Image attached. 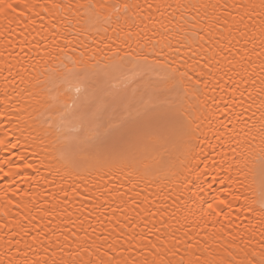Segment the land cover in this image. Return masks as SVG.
<instances>
[{
    "label": "bare ground",
    "instance_id": "bare-ground-1",
    "mask_svg": "<svg viewBox=\"0 0 264 264\" xmlns=\"http://www.w3.org/2000/svg\"><path fill=\"white\" fill-rule=\"evenodd\" d=\"M88 2L100 4L112 0H28L34 8L25 17L5 19L0 15V176L3 177L0 179V264H45V260L51 264L53 259L58 264H72L74 260H95L99 257L92 241L105 236L108 239L104 241L102 252L107 251L115 258L113 264L121 261L124 264H169V261L181 264L182 257L183 264H189V261L198 264L197 256L199 264H204L205 260L209 264H222L229 259L224 232L236 237L229 251L237 260L245 258L242 248L261 251L264 217L258 213L259 177L254 179V173L248 171L253 164L259 165L262 146L259 130L264 124V91L261 90L264 83V45L261 44L264 9L260 7L261 0H128L141 6L132 10L137 23L140 26L147 24L140 37L134 36L130 43L133 48L148 54V62L153 60L149 38L152 41L158 39L161 44L171 40L175 47L176 30L181 25L189 27L186 21L196 15V9L186 5L209 6L200 7L199 17L210 23H215L213 15L221 21H231L228 27L232 32L224 35L226 40L229 35L234 37L229 45L232 51L225 53L227 58L221 61V66L225 70L234 66L235 71L228 73L233 84L225 87L230 90L238 86L241 91L247 88L243 105L233 106V111L225 117L219 113V107H223L219 101L227 100V95L214 81H209L208 88L200 93L201 99L197 101L190 93L185 94V84L178 78L182 90L174 95L175 103L186 110L189 120L198 118V134L205 142L199 145L203 151L198 149L197 155L206 158L207 173L197 175L185 167L188 141L179 132L166 129L162 139L145 141L146 146L139 152L130 177L125 175L127 168L120 170L108 163L111 150L117 145L79 146L76 141L79 134L67 130L74 126L71 123L62 136H45L46 123L58 109L53 107L51 112L45 108L37 110L39 106L34 99L42 89L45 90L42 100L47 99L53 105L55 98L65 100L69 95H75L67 91L75 84L70 86L62 79L60 68L61 61L68 67L71 63L65 59V53L58 51L53 40L63 43L55 34L58 31L66 33L69 27L79 32L84 10L78 11L74 5ZM148 4L154 7L149 9ZM64 5L72 7L65 8ZM213 5L215 7H211ZM240 16L244 17L242 21ZM104 34L93 32L92 35ZM87 36L88 33H84L81 39ZM136 40L140 41V47L134 42ZM159 59L163 63V58ZM105 64L109 65L107 70L113 69L107 58L101 61V65ZM50 77L53 78L51 82ZM165 83L173 84L166 79ZM88 91L91 93L90 85ZM213 98L217 105L212 103ZM237 141H240L239 145ZM233 148L243 149L249 159L247 166L240 165V176H237V165L231 160ZM27 163L32 167H26ZM109 172L115 179H109L106 175ZM101 176L103 179H98ZM129 180L136 184L130 193L127 192ZM233 180L242 183H233ZM85 186L89 191H84ZM105 186L111 188V196ZM229 191L239 195L240 199L233 200L231 195H226ZM120 192L126 194L122 197ZM129 195L141 203L140 208L126 203ZM245 198L257 210L255 214L244 207ZM220 199L232 202L231 209H226L231 212L230 223H218V218L207 207L212 203L219 211L224 207L219 205ZM104 200L111 204L107 211H104ZM154 200L155 204L152 203ZM221 224L224 232L220 231ZM149 230L152 233L149 238L157 243L159 251L140 239ZM38 232L40 240L33 244L32 238ZM73 232L80 236L79 244L75 242ZM42 241L47 252L40 247ZM46 241L52 242L50 247ZM100 242L97 240L96 244ZM81 245L88 248V252H84ZM205 248L208 251L205 252ZM78 249L80 253L76 255ZM103 259L107 261L108 256Z\"/></svg>",
    "mask_w": 264,
    "mask_h": 264
},
{
    "label": "snow or ice",
    "instance_id": "snow-or-ice-1",
    "mask_svg": "<svg viewBox=\"0 0 264 264\" xmlns=\"http://www.w3.org/2000/svg\"><path fill=\"white\" fill-rule=\"evenodd\" d=\"M53 7L59 8L61 5H53ZM63 7L67 8L72 6L64 5ZM74 7L78 11L80 9L84 10L83 17L81 18L83 20V26L80 28L79 32L75 31L72 27H69L66 33L58 31L55 35L58 36L59 41L63 43H59L55 39L53 43L59 52L65 53V59L71 63V67H68L67 64L61 61L60 68L62 70V79L70 86L73 83L75 84L74 87H70L67 90L74 92L75 95H69L65 100L55 98V105L48 103L47 99L42 100V96L45 95L44 89L41 90V93L34 96L39 106L37 110H39V108H45L51 112L53 107L58 109V111L52 115V118L47 121L44 135L47 137H60L65 133L66 126L71 123L74 126L67 130L78 133L79 135L76 137V141L79 146H84L90 144L95 137L99 135L98 130L101 122L104 121L105 118H109L110 120L115 119L119 109H123L128 115L134 114L137 117H147L150 115V109H156L159 112L158 123L153 124V122L148 121L144 125V128L136 133L133 138L122 140L119 145L111 150L108 163L118 167L120 170L127 168L128 171L125 175L130 177L135 164L138 162L139 152L142 147L146 146L145 141L148 139H162L161 127H163L179 132V134L188 141L185 145L186 159L183 162L185 163V167L194 174L199 175L202 172L206 174L208 169L206 158L197 155L198 149L199 151H203L199 145L205 142L198 134L200 129V124L197 122L198 118L193 117L189 120L188 116L185 114L186 110L182 109L179 105L161 107L162 105H168L169 101L158 96L137 101L134 98H129L124 95L121 90H115L108 94L111 99H105L104 93L100 88L96 87L97 84H102L109 78V73L103 71V69H106L109 65H101V61L105 58L112 62L111 66L117 72L125 62H135L139 64L141 59L145 62L148 61V54H145L143 51H138L137 48H133L130 43V41H133L134 36L140 37V33L147 27V24L140 26L137 23V16L135 12L132 11L141 6L129 3L128 0H112L111 3H79L74 5ZM153 7L152 4L147 5L149 9ZM169 7H171V5ZM185 7L195 8L196 15L189 17L188 21H186L189 25L188 28H184L183 25H181L180 28L176 30L175 36L173 37L175 40V47H173L171 40L165 44H161L160 40L157 39L152 41V39L149 38V43L152 48L151 55L153 56L151 63L167 69L164 78L169 83L174 84L178 78L180 81L184 82L185 94L190 93L197 101L201 99L200 93L208 88L209 81H214L216 87L219 88L223 94L227 95V100L219 101V104L223 105V107L218 106L219 113L227 117L228 113L233 111V106L243 105V97L247 91V88L241 91L238 86H233L230 90L228 87H225V85L233 84L228 73L235 71L234 66L226 70L221 66V61L227 58L225 53H230L232 51L229 45L232 44L234 37L229 35L226 40L224 35L225 32H232V29L228 27L231 21L227 19L221 21L219 17H215L214 15L213 19L215 23H210L207 19H201L199 17V9L200 7H209L207 5H186ZM211 7L215 6L213 5ZM222 7L226 8L227 5H223ZM233 7L236 6L233 5ZM260 7L264 9V0H261ZM33 8L34 5L28 3V0H0V15L5 19L9 17L20 19L25 17L26 13L32 12ZM37 15L39 14L37 13ZM28 18L33 19L32 17ZM243 18V16H240L241 21ZM235 19L236 17H233V20ZM34 22L35 20L33 19V23ZM68 23L71 24V21H68ZM77 23H80L79 19ZM53 27L55 28L56 25L54 24ZM233 27H235V25H233ZM214 29H216V31H214ZM236 30L239 31V29ZM93 32H103L105 34L103 36H93ZM109 32L111 33L110 35L107 34ZM84 33H88V36L86 39H81ZM153 35H156L155 31H153ZM169 35H171V32ZM245 35H247V33H245ZM134 42L137 44V47H140L139 40ZM236 42L239 43V41ZM261 44L264 45V39L261 40ZM45 48L47 49V45H45ZM67 52H71V55H67ZM173 53H178V55H173ZM161 57L163 58V63H161L159 59ZM229 63H231V61H229ZM144 66L149 65L146 63ZM55 71L56 70H53V72ZM205 77L206 79H204ZM52 79L53 78L50 77L49 82H51ZM89 85L93 88L91 93L88 91ZM112 88L118 89L119 84H113ZM261 90L264 91V83H262ZM213 91H215V89H213ZM248 96H251L250 92H248ZM212 103L217 105V101L214 98ZM262 107H264V105H262ZM198 110L199 109H197V111ZM237 119H239V117H237ZM259 131L262 145L260 149L261 157L259 165L257 167L256 164H253L252 168L248 171L254 173V179L256 176L259 177L260 208L258 213L261 217H264V124L261 125ZM253 139H255V137H253ZM193 141H196V143H193ZM237 144L239 145L240 141H237ZM13 147H15V145H13ZM232 152L234 155L231 157V160L237 165V176H240L242 172L240 165L247 166L249 159L245 155L243 149L238 151L236 148H233ZM248 155L250 156V153ZM201 165H203V169H201ZM25 166L29 168L32 167L30 163H27ZM219 170L220 169H217V171ZM229 170H231V165L229 166ZM247 174L248 173H244V175ZM106 175H108L109 179H115V176L110 172L106 173ZM2 178L3 177L0 176V179ZM98 179H103V177L101 176ZM232 182L242 183V181L239 180H233ZM185 183H187V180H185ZM129 184L130 188L127 190L128 193L136 188V184L131 180H129ZM77 187H79V185H77ZM112 187H115V185ZM120 187L123 188L124 185L121 184ZM84 191H89L87 186L84 187ZM105 191L108 192L109 196L112 195L111 188L105 186ZM125 194V192L119 193L122 197ZM65 195H67V192H65ZM101 195L103 196V193H101ZM136 195L138 196L139 192H137ZM226 195H231L233 200L240 199L239 195H235L231 191ZM85 199H88V197H85ZM245 201L244 207L246 210L255 214L257 210L247 203V198H245ZM126 203L135 204L136 208L141 207V203L133 200L131 195H129ZM152 203L155 204L156 201L154 200ZM218 203L224 206L220 208L219 211L213 207L212 203H208L207 207L211 209L218 218V223L220 221L230 223L231 221L229 218L231 212L226 211V209H231L232 202L228 199H220ZM103 207L104 211H107L108 208L111 207L108 200H104ZM115 210L116 209H113V211ZM123 210L126 211L127 209L125 208ZM149 214L154 215L151 212ZM82 223L83 221H81V224ZM117 225H119V221H117ZM95 231L96 229H93V232ZM220 231L224 232L223 224H221ZM151 234V230H149V233L141 236L140 239L146 240L147 245L150 246L151 249L159 251L157 243H154L153 240L149 238ZM72 236L75 242L79 244L80 236L75 232L72 233ZM224 236L227 237L225 251H227L229 259L222 261V264H264V245L261 246L262 250L259 252L245 251L242 248L241 251H244L245 258L243 260H237L236 256L229 251V249L233 247L232 242L236 237L227 232H224ZM215 238L216 237H213V239ZM32 239L33 244H36L37 241L40 240V233L38 232ZM84 239L87 240L88 236L85 235ZM107 239L108 237L106 236L96 237V239L92 241L99 258L89 261H84L83 259L74 260L72 264H113L115 258L109 256L107 251L102 252V249L105 247L104 241ZM133 239H135V237H133ZM156 239L159 243L163 244V240H160V237ZM97 240L101 241L100 244H96ZM184 242L187 243L186 241ZM207 242V236H205V243ZM46 243L50 247L52 242L46 241ZM241 243L244 242L241 241ZM196 244H200V241H196ZM40 247L44 248L45 252L48 251L44 241L40 243ZM188 247H195V245H188ZM81 248L84 252H88V248L82 245ZM204 251L206 252L208 249L205 248ZM79 253L80 249H78L76 255H79ZM149 254H151V252H149ZM89 255H91V253H89ZM104 256H108L107 261L103 259ZM183 259L182 257L181 264H183ZM197 261L199 264V256H197ZM25 264H27V262H25ZM33 264H35V262H33ZM45 264H47V260H45ZM51 264H58V262L53 259ZM119 264H124V262L121 261ZM145 264H147V262H145ZM169 264H171V261H169ZM189 264H191V261H189ZM204 264H209V262L205 260Z\"/></svg>",
    "mask_w": 264,
    "mask_h": 264
},
{
    "label": "rangeland",
    "instance_id": "rangeland-1",
    "mask_svg": "<svg viewBox=\"0 0 264 264\" xmlns=\"http://www.w3.org/2000/svg\"><path fill=\"white\" fill-rule=\"evenodd\" d=\"M146 63L149 66H144ZM103 71L109 73V78L102 84H97L96 87L101 89L105 99H111L109 93L121 90L124 95L137 101L146 100L149 97H161L169 101L168 105H162L161 107H169L176 105L174 95L182 90L178 79L174 84L167 85L164 78L167 69L152 64L151 61H139V64L135 63V65H131V62H125L118 72L114 69H103ZM116 83L119 84V88L113 89L112 85ZM92 90L91 86V92ZM149 113L150 115L147 117H137L134 114L128 115L123 109H119L115 119L105 118L101 122L98 130L99 135L95 137L90 145L111 147L120 144L122 140L133 138L136 133L144 128L148 121L153 122V124L158 123V110L150 109ZM163 129L162 127L161 132L165 133L166 128L162 131Z\"/></svg>",
    "mask_w": 264,
    "mask_h": 264
}]
</instances>
